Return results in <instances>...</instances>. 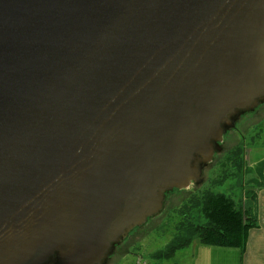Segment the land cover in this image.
Returning a JSON list of instances; mask_svg holds the SVG:
<instances>
[{"label": "water", "instance_id": "1", "mask_svg": "<svg viewBox=\"0 0 264 264\" xmlns=\"http://www.w3.org/2000/svg\"><path fill=\"white\" fill-rule=\"evenodd\" d=\"M264 103V0H0V264H106Z\"/></svg>", "mask_w": 264, "mask_h": 264}, {"label": "rangeland", "instance_id": "2", "mask_svg": "<svg viewBox=\"0 0 264 264\" xmlns=\"http://www.w3.org/2000/svg\"><path fill=\"white\" fill-rule=\"evenodd\" d=\"M220 145L222 151L215 154L204 168L202 182L167 193L161 211L133 229L115 247L106 264H184L190 255V245L198 241H192L161 260L153 257L166 251L177 234L178 225L185 223L186 218L194 213L192 199L202 198L209 192L232 200L235 208L238 204L242 209L249 206L250 196L256 195V188L264 180V104L237 118L235 128L225 133ZM238 147L242 149L240 171L230 161L231 152ZM186 213H190L188 217ZM200 220L201 224L206 222Z\"/></svg>", "mask_w": 264, "mask_h": 264}, {"label": "trees", "instance_id": "3", "mask_svg": "<svg viewBox=\"0 0 264 264\" xmlns=\"http://www.w3.org/2000/svg\"><path fill=\"white\" fill-rule=\"evenodd\" d=\"M239 147L231 152L230 161L240 171ZM194 213H186V222L179 224L177 234L166 251L155 255L154 260L169 257L176 250L182 249L192 241L215 247L235 248L244 253L248 235L251 230L257 228V197L250 196V204L245 209L238 204L235 208L232 200H228L222 194L214 195L206 192L202 198L195 197L191 200ZM201 215L202 218H201ZM203 219L206 222L201 224ZM157 264V263H154Z\"/></svg>", "mask_w": 264, "mask_h": 264}, {"label": "crops", "instance_id": "4", "mask_svg": "<svg viewBox=\"0 0 264 264\" xmlns=\"http://www.w3.org/2000/svg\"><path fill=\"white\" fill-rule=\"evenodd\" d=\"M256 189L258 223L248 235L244 253L196 242L190 245V255L184 264H264V180Z\"/></svg>", "mask_w": 264, "mask_h": 264}, {"label": "flooded vegetation", "instance_id": "5", "mask_svg": "<svg viewBox=\"0 0 264 264\" xmlns=\"http://www.w3.org/2000/svg\"><path fill=\"white\" fill-rule=\"evenodd\" d=\"M263 104H264V103H263ZM260 105H262V104H260ZM237 118H240V116H239V117H237ZM227 132H228V131H227ZM227 132H226V133H227Z\"/></svg>", "mask_w": 264, "mask_h": 264}]
</instances>
